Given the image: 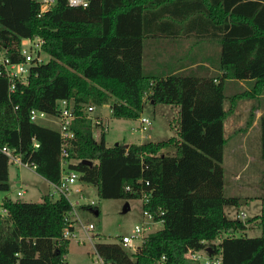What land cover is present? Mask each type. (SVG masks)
<instances>
[{
	"label": "trees",
	"instance_id": "1",
	"mask_svg": "<svg viewBox=\"0 0 264 264\" xmlns=\"http://www.w3.org/2000/svg\"><path fill=\"white\" fill-rule=\"evenodd\" d=\"M85 1L86 7H70L56 0L41 12L36 0H0L5 56L20 62L21 40L38 37L48 57L30 68L26 85L16 83L11 93L8 81L0 78V148L14 150L23 162L35 165L41 178L57 184L59 131L31 122L29 114L37 110L56 116L58 101L67 100L74 114L69 126L74 137L65 147L68 169L79 174L81 183L93 185L101 199L138 200L142 188L153 189L144 208L154 215L164 211L162 227L148 234L136 253L118 243H96L106 264H155L161 257L163 264H194L184 254L206 244L221 251L222 264H264V234L234 236L246 224L224 214V207L236 206L238 199L224 197L221 166L227 113L237 100L264 94V0ZM163 33H194L215 41L222 81L183 72L166 77L147 73L144 40ZM224 80L245 81L248 88L227 96ZM146 94L154 104L178 107L176 136L107 146L105 128L97 125L94 137L88 106L113 100L112 117L138 119ZM260 128L264 158V115ZM9 164L0 151V192L10 189ZM2 207L7 213L0 214V264H60L69 246L60 239L70 209L67 200L5 198ZM81 210L99 214L93 206ZM254 219L264 226V209Z\"/></svg>",
	"mask_w": 264,
	"mask_h": 264
},
{
	"label": "rangeland",
	"instance_id": "2",
	"mask_svg": "<svg viewBox=\"0 0 264 264\" xmlns=\"http://www.w3.org/2000/svg\"><path fill=\"white\" fill-rule=\"evenodd\" d=\"M214 47V46H213ZM210 62H214L215 55L212 52L210 54ZM47 61V57L44 58ZM147 60L145 59V64ZM226 95H232L238 90L235 88H226ZM113 101V100H111ZM95 107V111L90 114L93 116L96 113H101L107 117L105 124V143L107 146H113L116 143H139V142H159L167 140L169 137L176 136V130L178 127V115L173 112L172 109L164 104H149V102L143 105V111L141 116L147 117L150 120V125L147 130L140 132L137 130L139 127L138 119H124L112 117L110 111V105ZM228 102H224V107L227 108ZM242 112V109L240 113ZM242 114V113H241ZM225 120L224 136L226 143L223 148V195L224 197H234L238 199L236 206H225L224 214L228 219H235L237 214L244 212L247 216L245 222L246 229L242 232H237L234 236H246V237H258L264 234V226L260 224L259 219H254L256 216L261 214L264 208V171L262 177L260 175H253L252 181L256 184L262 192L259 194V190L254 186L251 189L250 194L256 199L247 203L242 189L235 188L232 184L231 179L236 171L242 169V144L238 145V139L240 135L238 133H232L228 138L229 133L227 132V121ZM38 125L58 128L57 120L54 117L46 116L44 119H38L36 121ZM229 130L234 128L231 123L228 124ZM231 128V129H230ZM94 137H98V129L93 127ZM141 136H144L141 138ZM233 145L236 149H240L238 159H228V149ZM258 169H261L258 167ZM256 168L258 174L259 171ZM9 185L10 189L7 192H0V202L5 198L12 200H20L26 203H40L45 195H48L51 200H57L60 195L53 189V187L45 180L41 179L39 175L33 171L23 167H17L9 164ZM242 176V175H241ZM230 183V184H229ZM75 187L84 188L86 194V201H93L95 204L93 207L99 211L98 215L82 212V217L86 221L93 222L98 231L103 236H107L109 239H113L123 234H129L132 232L134 225L139 224L145 220L141 211V204L139 200H124V199H101L97 194V190L93 185H86L80 181L76 183ZM18 191H23L21 196H17ZM128 203L129 210L126 213H122V208L125 203ZM161 228V225L153 227L152 232ZM93 247L89 243L79 245L74 241H71L68 246V252L65 255L67 264H94L95 259Z\"/></svg>",
	"mask_w": 264,
	"mask_h": 264
},
{
	"label": "built area",
	"instance_id": "3",
	"mask_svg": "<svg viewBox=\"0 0 264 264\" xmlns=\"http://www.w3.org/2000/svg\"><path fill=\"white\" fill-rule=\"evenodd\" d=\"M36 1L40 4V11L43 12L50 8L56 0ZM66 1L70 7H86L87 5L85 0ZM42 44L43 40L38 37L22 39L19 49V54L22 57V60L17 63L11 62L10 59L5 56L3 50H0V78H5L8 81V90L10 93L13 92L16 83L21 85H26L28 83L29 71L32 66L45 63L44 58L47 56L42 51ZM94 108V106H88L86 108L85 114L87 117L91 118L90 114L93 112ZM57 111L58 114L56 116L50 117L56 118L58 124L57 129L61 139V152L59 158L60 178L57 184L50 183V185L61 197L67 200L70 206L69 211L64 217L65 228L60 239L68 242L74 241L79 245H83L86 242L89 243L94 251V264H106L104 259L98 255L95 250V244L98 242L118 243L128 253L133 254L138 252L144 244L146 236L152 233L153 227L156 225H161L162 227L164 222L162 218L164 211L162 209H159L157 214L154 215L151 211L144 208L150 203L153 189L142 188L140 191L138 200L140 201L142 215L145 220L134 225L131 233L117 236L112 240L109 239L110 237L107 238V236L101 235L97 226L93 222L86 221L82 217L81 208L83 206H93L95 203L93 201H86L82 189L80 187H75L76 183L79 182V174L74 170L68 169L70 161L68 160L65 147L74 137L73 132L69 129L71 121L74 118L72 106L67 100H60L57 103ZM46 116L49 115L37 110H31L29 119L31 122L36 123L38 119H44ZM91 121L94 127L97 125H103V127L106 128L100 119L91 118ZM138 122L139 127L137 130L140 132L146 131L150 125V120L144 116H140ZM33 146L36 148L38 147V144L34 143ZM0 151L7 157L12 165L35 171V165L23 162L20 155L15 153L14 150L4 146L0 148ZM145 185L147 186L148 182H145ZM125 190L129 191V187H125ZM22 194L23 191H18L16 193L17 196H21ZM6 213V209L2 207V202H0V214L5 215ZM236 218L242 223L247 220L245 213L237 214ZM223 234L224 233L213 241L215 245L221 241ZM207 248L212 249L210 254H208ZM184 258L192 261L194 264H222L221 251L212 248L209 244H206L205 247L200 250H188L184 254ZM64 259L65 255L62 256L60 264H67ZM163 262L164 257H161L155 264H163Z\"/></svg>",
	"mask_w": 264,
	"mask_h": 264
},
{
	"label": "crops",
	"instance_id": "4",
	"mask_svg": "<svg viewBox=\"0 0 264 264\" xmlns=\"http://www.w3.org/2000/svg\"><path fill=\"white\" fill-rule=\"evenodd\" d=\"M212 42L213 40L211 41L198 38V36L194 33H189L186 35H170L166 33L154 35L144 40L142 61L143 69L149 74L161 77H166L170 74L183 72L195 74L200 78L213 77L217 83L221 82L222 74L218 70V55L220 49L219 45L215 41L213 43ZM212 52L215 55L214 62L209 61L211 58L210 54ZM145 59L147 60V64H145ZM224 82L225 88H235L236 90H238L237 92H241L242 90L248 88V83L245 81L231 82L228 80H224ZM148 95L149 94H146L143 98V103L145 104L149 102V104H154L150 100H148ZM167 106H169L172 111L177 113L178 115L177 106ZM229 106L230 105L228 103L227 108L224 107V109L228 110ZM241 109L242 114L240 113ZM94 111L95 110H93V112ZM109 112L111 113V110ZM262 115H264V94L251 99L237 100L233 106L232 111L227 113L223 122L224 133L225 120L228 117L230 118V121H227L226 124L227 132L229 133L228 138L235 131V133H238L240 135V139H238L239 144L236 146L240 147L242 144V169L241 171H236L234 173L233 179H231V181L235 188L242 189V191H244V194L248 195L245 196L247 203L256 199L250 194L251 189L256 185L252 181L253 175H257V177L260 175V177H262V173L260 171H264V158L261 154L260 128V118ZM93 118L100 119L105 127H107V124H105V120L107 119V117L103 116L101 113H96ZM229 122L231 123V126L234 127L232 129L230 128L231 130H229L228 127ZM142 137L144 136H141V138ZM141 143L144 142H128L124 144L129 145ZM237 152L240 154V149H237V147L235 149L232 145L227 152L228 159H238L239 154ZM258 167L261 169H258ZM256 168L258 169L259 174ZM255 187L259 190V194H261L262 191L257 186ZM81 189L85 195V189ZM261 195L264 196V194Z\"/></svg>",
	"mask_w": 264,
	"mask_h": 264
},
{
	"label": "water",
	"instance_id": "5",
	"mask_svg": "<svg viewBox=\"0 0 264 264\" xmlns=\"http://www.w3.org/2000/svg\"><path fill=\"white\" fill-rule=\"evenodd\" d=\"M151 102H152V101H151ZM152 103H153V102H152ZM115 145H118V143H116ZM82 164H85V165H91V162L88 161V160H83V161H82ZM128 210H129V205H128V203L126 202V203L124 204L123 208H122V213H126ZM94 215H98V212L95 211V212H94ZM211 251H212L211 248H207V252H208V254H210Z\"/></svg>",
	"mask_w": 264,
	"mask_h": 264
}]
</instances>
